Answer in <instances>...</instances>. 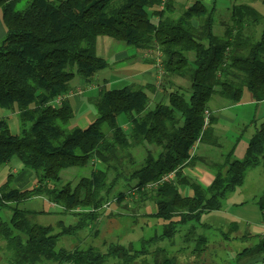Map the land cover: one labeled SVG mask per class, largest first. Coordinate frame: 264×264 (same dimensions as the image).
Instances as JSON below:
<instances>
[{"label": "trees", "instance_id": "16d2710c", "mask_svg": "<svg viewBox=\"0 0 264 264\" xmlns=\"http://www.w3.org/2000/svg\"><path fill=\"white\" fill-rule=\"evenodd\" d=\"M227 1L232 3L229 20L220 36L214 32L215 7L208 9L199 0L177 15L161 8L163 0H0L5 29L0 41V107L16 110L21 127L15 136L0 121V168L17 157L36 178L30 190L14 188L10 177L0 186V208L11 212L8 220L0 218V264H133L149 255L146 247L151 244L166 240L173 246L177 229L187 225L183 242H195L190 255H203L207 240L195 236L194 225L200 226L203 214L219 211L221 201L243 186L248 172L264 166L263 119L259 124L252 121L255 132L242 160L233 159L231 148L222 164H210L215 172L210 185L182 173L198 161L191 156L197 142L216 144L214 119L209 115L205 124L214 96L234 105L247 91L254 104L264 100V12L239 0ZM261 4L264 7V0ZM99 37L136 49L157 48L167 77L189 80L188 99L175 91L166 104L149 108L144 87L102 88L90 101L93 122L70 128L74 113L69 101L62 99L57 106L53 102L67 93L75 77L88 82L107 67L96 55ZM122 117L130 124L128 133L119 124ZM138 149L144 153L140 163L134 158ZM94 161L99 168L93 167ZM86 166L91 169L88 176L73 186L62 184L63 171ZM174 170L175 184L139 191ZM122 182L137 189L138 202L154 206L148 217L164 222L160 233L126 247L109 245L106 253L94 247L58 248L59 238H77L94 224L113 196L122 201L124 193L116 190ZM181 186L192 195L183 196ZM38 196L75 216L76 222L65 226L60 221L56 235L33 223L37 212L18 206ZM257 205L264 221V191ZM227 232L219 235L222 241L229 240ZM248 250L235 254V261L243 254L264 253V242ZM177 262V255L170 254L160 264Z\"/></svg>", "mask_w": 264, "mask_h": 264}, {"label": "rangeland", "instance_id": "374dc122", "mask_svg": "<svg viewBox=\"0 0 264 264\" xmlns=\"http://www.w3.org/2000/svg\"><path fill=\"white\" fill-rule=\"evenodd\" d=\"M167 1L168 0H163L161 7H168L174 15H177L182 8L196 0H170V6H167ZM199 1L208 9L215 7L216 26L214 32L222 36L225 26L228 24V9L232 3L227 0ZM239 1L249 4L260 13L264 12L261 0ZM149 15L151 17L150 12ZM151 20L155 22L156 19L151 17ZM153 49L152 59H154L157 69H155L156 79L154 84L156 90L165 98H167L169 93L179 91L185 96V99H188L189 80L181 79L178 83L175 82L177 83L175 84L173 78L167 77L164 70H161L159 65L162 57L157 48ZM137 50L139 49L128 47L111 38L99 37L97 39L96 55L107 62V67L97 72L92 79L81 85L78 84L77 80L81 78L75 77L69 83L67 93L59 98L60 101H62V99H67L75 111L73 118L70 120V128H85L93 122L95 119V111L90 101L98 95L100 89H121L125 86H130V84H135L137 81L141 82L144 79L140 75L142 66L137 61H134L133 58L136 52L140 53V50ZM122 53H125L128 58H124V60L116 59L118 56H121ZM148 54L149 53H147V55ZM191 57H193V54L190 53L188 59L190 60ZM157 66H159V68H157ZM249 98L250 94L244 91L243 100ZM150 106L152 107L153 105L150 103L148 107ZM0 121L6 122L13 135L18 136L20 134L21 127L16 110L11 111L0 107ZM118 121L123 130L128 133L130 124L127 119L122 117L121 119L119 118ZM234 130L235 131H233L232 127H230V130L224 129V131H228V134H231V136H228L229 140H221V150L217 151L216 148H210L209 146V149L215 154L216 159H221L223 154L226 156L231 148L236 146L240 141L239 135L234 134L237 127H235ZM251 131L255 132L254 127L253 129L250 128L247 130L248 133ZM247 132L243 130L239 132L241 136L245 134V136L243 135L244 137L242 136L241 138V144L243 145H239V152H236L237 157L240 156V160L243 159L241 158L240 149L245 145V139L248 137V135H246ZM202 145L205 144L202 143ZM197 147H199V145ZM143 155L144 153L141 149L134 151V158L138 163H140ZM233 158L235 157L233 156ZM14 159L16 160L19 158L15 157L13 160ZM91 164L93 165V162ZM86 167L88 169L83 167L63 171L60 174L62 184L69 183L73 186L79 181V178L88 176L91 169L89 168L90 166ZM93 167L99 168L100 166L94 161ZM130 171L131 170H126V173H130ZM248 173L244 187L248 189H244L243 192H241L243 186L237 188L221 201V208L219 211L203 214L200 219V226L194 225L195 236H203L207 240L206 250L199 259L190 255L191 249L195 248V242L192 241L188 244L183 242L190 228V225H187L177 229V233L172 240L174 242L173 246H170V241L166 240L151 244L146 247L149 255L140 256L133 264H155V262L160 264L162 259L164 257H169L170 254L177 255V264H264L263 252L257 255L243 254L238 262L235 261V254L242 253L243 250L247 249L251 251L258 243L264 242V221L257 205V201L264 191V179H262L260 185L255 184L254 187L252 185V182H256V180L260 181L263 174L258 168ZM112 178L113 174L111 173L108 176V181ZM10 184L12 185V182ZM249 186L252 188H249ZM133 189L134 188L128 187L122 182L116 189L124 193L122 201L118 202L115 196H113L110 205H106L99 211V217L94 224L80 231L77 238H59L58 248L73 250L77 248L94 247L101 253H106L109 245L119 244L126 247L132 242H137L145 238L149 239L154 236V234L158 235L164 222L148 217V215L155 212L154 206L149 202H138L140 201L138 196L132 195L131 191ZM188 189L189 188L182 186L181 194L184 196H191L192 192ZM52 206H54L55 210H52ZM18 207L20 209L35 210L37 214L35 215V219H33V223L47 227L52 235H56L59 232L58 223L60 221L63 222L65 226L73 225L76 222L75 216L61 213V208L51 204L45 197H33L19 204ZM5 210L4 215L6 218H9L11 212ZM234 225L236 228H231ZM203 226H208L210 228H204ZM226 231H230L227 232L229 240L222 241L219 235ZM231 232H233V234ZM183 247L187 249L186 252L180 250ZM158 249H162L168 254L166 255L164 252L159 253ZM144 261L145 263H143ZM108 264H116V262L109 261Z\"/></svg>", "mask_w": 264, "mask_h": 264}, {"label": "crops", "instance_id": "0c3cea01", "mask_svg": "<svg viewBox=\"0 0 264 264\" xmlns=\"http://www.w3.org/2000/svg\"><path fill=\"white\" fill-rule=\"evenodd\" d=\"M152 11L153 10H149L150 13H152ZM4 34H5V29H4V26L0 18V41L4 37ZM139 50H140V53L136 52L133 58H134V61H137L142 66L140 75L144 79L141 82L137 81L136 83L138 84L135 83V84H130V85L145 88V93L147 94V97L149 100L148 105L150 103L152 105L166 104L167 98L162 96V94L159 93L158 90H156V88L154 87L155 79H156V76H155V69H156L155 66L156 65H155L154 59H152L153 58L152 52L154 51V49L152 48V49H139ZM147 53H149L148 54L149 56L147 55ZM124 58H128V57L126 56L125 53H122V55L118 56V58L116 59L124 60ZM192 59L193 57H191L189 61L191 62ZM77 80H78V84L80 85L85 82L83 79H77ZM173 80H174V83L175 82L178 83L179 80L181 79L173 78ZM72 110L74 113L75 111L73 107H72ZM209 115L214 119V124L212 126V132H213V137L216 141V144H211V143L205 144V145H202V143L198 144L199 147L195 149L192 155L196 157L198 161L193 167H186L182 169L183 176L189 178L190 180L196 183H200L204 186L210 185L214 179L215 172L210 168V164L212 163L222 164L224 162L223 160L225 159L224 154L223 156H221L222 157L221 159H216L215 154L212 153L213 151L209 149V146L210 148H216L217 151L221 150L220 149L222 147L220 144L221 140H225V139L229 140L228 136H231V134H228V131H224V129L230 130V127H232L233 131H235L234 128L237 127V130L236 132H234V134L239 135L240 141L236 144V146H233L232 157L233 156L235 157L233 158L234 160H240L239 159L240 156L237 157L236 152H239L238 146L243 145L241 144V138L243 135L245 136V134L241 136L239 132L242 130L244 132H247V130H249L250 128L253 129L252 121H254L257 124L263 121L264 119V100L257 104H254L251 98L247 100H243V97H242V100L240 103L233 105V104H229L227 101L217 96H214L210 103ZM253 134L254 132L252 131L250 133L247 132L246 135H248V137H246L245 139V143H244L245 145L244 147L240 149L241 158L244 157L249 140L251 139ZM257 168L258 170H260V172H262L263 175L260 181L256 180V182H252L253 187L255 184L260 185V183L262 182V179H264V166H259ZM247 175H246V178H247ZM8 177H10V181L12 182L13 187L20 191L30 190L36 186L35 185L36 178H35L34 173L31 170L24 167L23 160L21 159H16V160L12 159L9 164L0 168V186H2L5 183ZM246 178L243 184V188L241 189V192H243L244 189H248V188H244ZM249 188H252V187L249 186ZM181 189H182V186L179 187L180 193H182ZM188 190L191 191L190 189ZM52 208H53L52 210H55L54 206H52ZM4 210L5 209L0 208V218L3 221H6L9 218H6V216L4 215ZM29 211L36 212L35 210H29ZM33 219H35V216L32 217V221ZM3 245L4 243L0 240V248H2Z\"/></svg>", "mask_w": 264, "mask_h": 264}, {"label": "built area", "instance_id": "2783aa9c", "mask_svg": "<svg viewBox=\"0 0 264 264\" xmlns=\"http://www.w3.org/2000/svg\"><path fill=\"white\" fill-rule=\"evenodd\" d=\"M162 8V7H161ZM163 9V8H162ZM160 68H161V70H163V67H162V65H161V63H160ZM159 66H157V68H159ZM61 101L59 100V98H57L54 102H53V104L54 105H59V103H60ZM208 116H209V112H205V117H206V119H205V124H207V118H208ZM198 142L192 147V149H191V156L193 155V152L195 151V149L197 148V146H198ZM175 180H176V170H174V171H172V172H170V173H168V174H166V175H164V176H162L159 180H157V181H155V182H151V183H148V184H146L144 187H142V188H140L139 189V191H150V190H153V189H156L159 185H162V184H164V183H173V184H175ZM132 195L133 196H137V189H133L132 191ZM106 205H110V203H108V204H106ZM105 205V206H106ZM104 206V207H105Z\"/></svg>", "mask_w": 264, "mask_h": 264}]
</instances>
